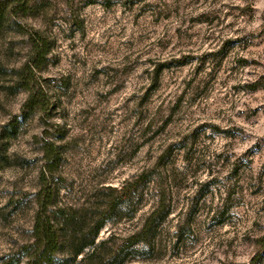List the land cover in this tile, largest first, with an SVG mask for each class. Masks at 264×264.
<instances>
[{
    "label": "rangeland",
    "instance_id": "obj_1",
    "mask_svg": "<svg viewBox=\"0 0 264 264\" xmlns=\"http://www.w3.org/2000/svg\"><path fill=\"white\" fill-rule=\"evenodd\" d=\"M7 1L0 259L31 240L52 142L59 206L152 173L139 210L97 240L120 242L162 195L171 205L153 248L123 264H264V0ZM36 32L47 52L29 86L44 104L29 107L19 79Z\"/></svg>",
    "mask_w": 264,
    "mask_h": 264
},
{
    "label": "trees",
    "instance_id": "obj_2",
    "mask_svg": "<svg viewBox=\"0 0 264 264\" xmlns=\"http://www.w3.org/2000/svg\"><path fill=\"white\" fill-rule=\"evenodd\" d=\"M8 5L9 1H0V19L7 12ZM35 34L31 36L30 60L22 68L19 79L22 88L30 90L26 101L29 107L44 104L43 99L38 101V95L29 86V80L47 52L46 42L37 32ZM43 154L31 240L21 246L19 253L2 257L0 264H123L137 252L153 248L158 229L172 210L163 195L158 197L139 228L120 242H116L112 233L97 240L105 223L115 216L120 218L125 206L130 210V216L139 210L151 180L150 170L125 180L119 187H101L100 193L107 191L109 195L102 203H88V207L83 204L79 207L59 206L55 200L58 190L52 187L46 176L59 165L60 147L45 142Z\"/></svg>",
    "mask_w": 264,
    "mask_h": 264
}]
</instances>
